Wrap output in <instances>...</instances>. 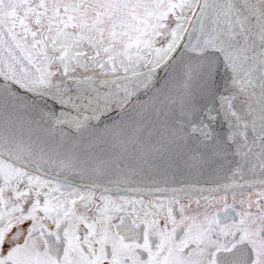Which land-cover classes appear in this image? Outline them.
I'll list each match as a JSON object with an SVG mask.
<instances>
[{"label": "snow or ice", "instance_id": "6c2138e0", "mask_svg": "<svg viewBox=\"0 0 264 264\" xmlns=\"http://www.w3.org/2000/svg\"><path fill=\"white\" fill-rule=\"evenodd\" d=\"M0 264H264V0H0Z\"/></svg>", "mask_w": 264, "mask_h": 264}]
</instances>
